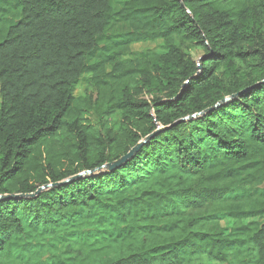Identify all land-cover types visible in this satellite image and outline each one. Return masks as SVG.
Returning a JSON list of instances; mask_svg holds the SVG:
<instances>
[{
  "label": "trees",
  "instance_id": "16d2710c",
  "mask_svg": "<svg viewBox=\"0 0 264 264\" xmlns=\"http://www.w3.org/2000/svg\"><path fill=\"white\" fill-rule=\"evenodd\" d=\"M0 264H264V0H0Z\"/></svg>",
  "mask_w": 264,
  "mask_h": 264
},
{
  "label": "rangeland",
  "instance_id": "374dc122",
  "mask_svg": "<svg viewBox=\"0 0 264 264\" xmlns=\"http://www.w3.org/2000/svg\"><path fill=\"white\" fill-rule=\"evenodd\" d=\"M116 1H123V0H116ZM164 51V45L161 41L151 42V43H141L137 45H133L131 47V55L134 57H138L141 54H147V53H157ZM201 56L200 51H193L192 57L196 60H198ZM89 79V76H83L78 84L76 85L73 95L75 98H82L85 95V90L87 86V80ZM95 117L91 119V123L93 126H98L97 121L95 120ZM118 115H113L109 118L107 122H105V128H112L115 130L118 126Z\"/></svg>",
  "mask_w": 264,
  "mask_h": 264
},
{
  "label": "water",
  "instance_id": "95a60500",
  "mask_svg": "<svg viewBox=\"0 0 264 264\" xmlns=\"http://www.w3.org/2000/svg\"><path fill=\"white\" fill-rule=\"evenodd\" d=\"M225 101V100H224ZM223 101V102H224ZM159 132H161V131H157L156 133H154L153 135H151L150 136V138L149 139H152L155 135H157ZM148 140V139H147ZM137 148H138V145L134 148V149H132L127 155H125V156H123L121 159H119L118 161H116V162H114V163H112V164H109V165H107V166H105L104 168L105 169H107V170H112V169H114V168H117V167H119V166H121L122 164H124L125 162H127L131 157H132V155L134 154V152L137 150ZM45 188V187H44ZM43 189V188H42ZM42 189H40V190H42ZM8 198H12V197H8ZM13 198H15V197H13ZM16 198H22V196L21 197H16Z\"/></svg>",
  "mask_w": 264,
  "mask_h": 264
}]
</instances>
